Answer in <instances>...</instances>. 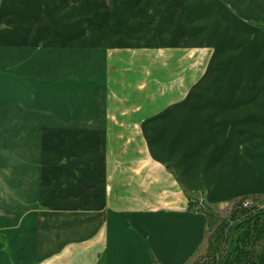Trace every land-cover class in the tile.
<instances>
[{"label":"rangeland","instance_id":"374dc122","mask_svg":"<svg viewBox=\"0 0 264 264\" xmlns=\"http://www.w3.org/2000/svg\"><path fill=\"white\" fill-rule=\"evenodd\" d=\"M23 1L7 14L21 26L29 18V37L19 40L22 31L7 22L0 28L2 217L51 212L38 201L56 175L49 169L66 166L69 151L88 150V141L101 142L112 171L120 164L117 150L125 146L128 163L137 149L116 137L133 138L166 107H198L226 83L235 90L226 105L235 108L263 91L264 18L233 11L219 26L217 11L201 18L202 0ZM215 1L223 11L222 0ZM191 15L198 17L194 28ZM174 113L201 116L190 106ZM247 113L239 125L264 123ZM96 162L102 165L100 156Z\"/></svg>","mask_w":264,"mask_h":264},{"label":"crops","instance_id":"0c3cea01","mask_svg":"<svg viewBox=\"0 0 264 264\" xmlns=\"http://www.w3.org/2000/svg\"><path fill=\"white\" fill-rule=\"evenodd\" d=\"M214 1L202 0L198 13L207 20L217 11L219 26L233 11L264 18V0H222L223 11ZM23 2L5 0L0 9V28L7 22L21 30L19 40L29 37V18L21 26L7 12ZM192 17L194 28L198 17ZM232 89L229 83L216 87L198 107L168 106L164 117L147 118L133 138L118 135L117 142L133 140L137 149L128 163L122 162L125 146L117 150L120 164L112 171L99 141L69 151L66 166L49 169L56 175L38 200L51 212L0 216V264H192L206 241L207 218L189 209V199L223 214L236 198H264V123L238 124L241 114L255 116L260 109L264 121V88L239 108L226 105ZM187 106L200 118L175 116ZM98 156L102 165L94 164Z\"/></svg>","mask_w":264,"mask_h":264},{"label":"trees","instance_id":"16d2710c","mask_svg":"<svg viewBox=\"0 0 264 264\" xmlns=\"http://www.w3.org/2000/svg\"><path fill=\"white\" fill-rule=\"evenodd\" d=\"M189 209L207 218L204 251L192 264H260L264 254V199L236 198L227 215L189 199Z\"/></svg>","mask_w":264,"mask_h":264}]
</instances>
